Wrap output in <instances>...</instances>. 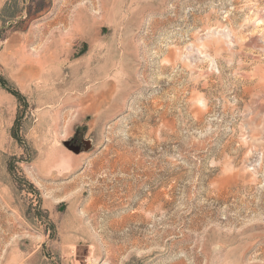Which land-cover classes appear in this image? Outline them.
<instances>
[{
    "label": "rangeland",
    "instance_id": "1",
    "mask_svg": "<svg viewBox=\"0 0 264 264\" xmlns=\"http://www.w3.org/2000/svg\"><path fill=\"white\" fill-rule=\"evenodd\" d=\"M0 264H264V0H0Z\"/></svg>",
    "mask_w": 264,
    "mask_h": 264
}]
</instances>
